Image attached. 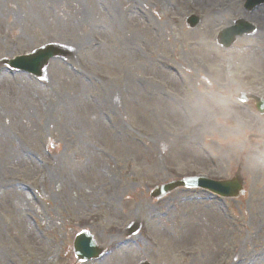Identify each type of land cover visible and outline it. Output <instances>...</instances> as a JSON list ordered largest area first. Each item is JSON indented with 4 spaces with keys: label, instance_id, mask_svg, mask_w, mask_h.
<instances>
[{
    "label": "rangeland",
    "instance_id": "374dc122",
    "mask_svg": "<svg viewBox=\"0 0 264 264\" xmlns=\"http://www.w3.org/2000/svg\"><path fill=\"white\" fill-rule=\"evenodd\" d=\"M217 1L213 17L209 0H0V61L49 43L70 53L42 81L0 69V264H75L81 229L110 250L128 224L166 208L121 264H264V116L236 100L264 99V32L229 50L215 41L237 20L264 27V8L246 17L244 0ZM194 12L205 22L190 30ZM238 167L237 201L149 196L181 176L227 180Z\"/></svg>",
    "mask_w": 264,
    "mask_h": 264
},
{
    "label": "bare ground",
    "instance_id": "6f19581e",
    "mask_svg": "<svg viewBox=\"0 0 264 264\" xmlns=\"http://www.w3.org/2000/svg\"><path fill=\"white\" fill-rule=\"evenodd\" d=\"M187 1L189 4H194L196 3L198 0H185ZM211 3L210 5L208 6V9L211 10V11H215V12H219V10H222L223 9V6L222 4L217 1V0H209ZM222 14V12H221ZM209 49L212 48L211 45H209ZM256 68L259 69L261 65L264 64V59H257L256 60ZM226 108V106H225ZM7 150V149H6ZM169 214V211L168 209H164V210H159L157 212H150L147 214L148 218L151 219L152 221L154 220H157V219H162V218H165L167 215ZM146 216V215H145ZM110 234H113L112 231L110 230ZM128 246L127 245H124L120 242L119 239H116L115 240V244L112 246V249H111V258L109 259L110 260V263L111 264H121L122 261L124 260V257L123 255L120 254V252H122L124 249H126ZM7 264H12V261L11 259H8L7 261Z\"/></svg>",
    "mask_w": 264,
    "mask_h": 264
},
{
    "label": "water",
    "instance_id": "95a60500",
    "mask_svg": "<svg viewBox=\"0 0 264 264\" xmlns=\"http://www.w3.org/2000/svg\"><path fill=\"white\" fill-rule=\"evenodd\" d=\"M249 5V4H248ZM51 56L50 53L46 54L44 60H46L47 58H49ZM226 188H227V191L225 190H217L218 192H220L221 194L223 195H227V196H233V195H236L239 188H240V185L238 182H234V183H231L229 185H226ZM171 189V186H165V187H161L160 188V193H166L168 192L169 190ZM85 241V236L81 237V242ZM80 244L79 245L77 244V248H76V251L77 253H79V249H80Z\"/></svg>",
    "mask_w": 264,
    "mask_h": 264
}]
</instances>
